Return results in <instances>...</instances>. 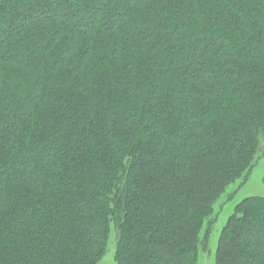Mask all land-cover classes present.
<instances>
[{"label": "trees", "instance_id": "obj_1", "mask_svg": "<svg viewBox=\"0 0 264 264\" xmlns=\"http://www.w3.org/2000/svg\"><path fill=\"white\" fill-rule=\"evenodd\" d=\"M263 156L264 0H0V264H200ZM215 264H264V196Z\"/></svg>", "mask_w": 264, "mask_h": 264}, {"label": "rangeland", "instance_id": "obj_2", "mask_svg": "<svg viewBox=\"0 0 264 264\" xmlns=\"http://www.w3.org/2000/svg\"><path fill=\"white\" fill-rule=\"evenodd\" d=\"M264 156L258 161L254 167L248 181L239 187V183L236 182L228 188V192L234 191L231 199H226V195H223L215 204L217 213V221L212 230V234L209 240V248L207 251L201 252L200 264H215V253L217 249L218 239L221 230L228 217L232 214L235 206L243 198L252 195L264 196ZM117 238L115 232H113L108 246V251L98 264H115V250H116Z\"/></svg>", "mask_w": 264, "mask_h": 264}]
</instances>
